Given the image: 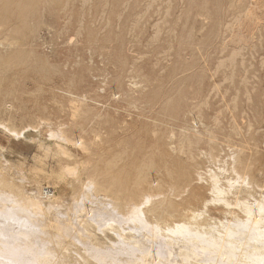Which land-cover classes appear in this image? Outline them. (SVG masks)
Wrapping results in <instances>:
<instances>
[{
	"label": "rangeland",
	"instance_id": "obj_1",
	"mask_svg": "<svg viewBox=\"0 0 264 264\" xmlns=\"http://www.w3.org/2000/svg\"><path fill=\"white\" fill-rule=\"evenodd\" d=\"M9 1L13 4L5 9L9 8L13 17L10 16L6 21L0 19V52L18 48L24 56L21 64L0 88V110L3 111V114L0 113V125L13 129L14 133H22L17 137L0 126V173L16 187L28 188L40 182L43 192L49 188L54 196H59L56 198H62L61 201L80 198V183L75 181L77 172V176L84 178L85 183L86 168L91 165L100 167L102 161L109 159L114 152L122 151L125 153V161L137 159L143 162L153 156L151 165L145 168V174L149 180L157 178L164 182L162 192L166 194H161L159 200H171L175 205L183 202V205L189 204L194 209H201L202 202L212 198L209 193L211 182L207 180L209 173L206 175L208 170L217 176L221 185L229 181L238 188L243 178L249 183L250 192L256 198L264 195V0H145L144 3L140 0L141 4L138 5L134 0H37L39 3L36 0H30L32 3L19 0L22 6L18 7L17 0H0V8L3 2ZM15 3H18L16 7ZM29 4L36 6L28 9L25 6ZM24 8L28 11L22 14ZM165 9L167 13L163 12ZM237 11L239 14H236ZM222 14L225 16L221 17ZM245 14L251 16L252 21L246 20L240 26L243 38L239 42L234 41L230 28L235 24V17L241 16L244 19ZM231 19L232 22L229 21ZM4 23L8 25L6 28ZM103 23L106 24L103 26ZM8 27L21 29L23 34L20 35L19 30L18 36L21 37L17 38V30H9ZM155 33L156 36L159 34L158 38L154 36L156 40L151 38ZM7 35L18 40L12 42L10 48L4 38ZM257 41L260 43L257 44ZM231 51L238 53L228 55ZM249 51L250 54L254 51L253 57ZM173 55H176L178 62ZM215 55H218L217 60ZM231 55L235 57L229 58ZM199 73H202V77H199ZM244 75L250 76V80ZM245 81L249 83L245 84ZM229 87L232 90L227 91ZM205 89L209 92L212 90V93L207 96L208 91ZM205 128L210 129L215 143L208 142L209 132L205 134ZM57 130L63 137L78 139L82 136L87 145H92L91 150L85 152L80 146H73L69 143L70 138H64L66 142L64 139L62 142L61 138L58 139L60 141L56 140L57 136H51V131L55 133ZM191 130L200 133L201 140L196 142L197 137L193 136V132L190 133ZM180 135L194 139L193 143L185 145L189 146L186 149L191 152L179 150L178 147L176 150L169 148ZM149 145L153 150H148ZM210 145H214L216 150H213V157L208 158ZM238 148L244 151L243 154L232 156ZM62 152H65L64 155ZM238 162H242L241 168ZM166 169L171 172V176H177L176 181L170 180L171 177L165 173ZM71 171L76 172L74 177ZM200 171L202 180L194 181L196 172ZM184 173L190 176L189 180H184ZM47 186L50 187L45 188ZM250 197V203L258 200ZM91 198L97 200L101 194L96 193ZM211 217L224 219L220 203L206 206L204 220L208 219L211 224ZM226 218L229 219V216ZM88 231L97 236L93 242L101 245L105 239L102 233L92 231L91 225ZM107 235L114 238L110 233ZM74 245L77 253L80 251L78 254L84 255V246L78 242H74ZM77 245H81L80 248ZM71 251L75 252H68L72 264L82 263Z\"/></svg>",
	"mask_w": 264,
	"mask_h": 264
},
{
	"label": "bare ground",
	"instance_id": "obj_2",
	"mask_svg": "<svg viewBox=\"0 0 264 264\" xmlns=\"http://www.w3.org/2000/svg\"><path fill=\"white\" fill-rule=\"evenodd\" d=\"M17 1H19V0H17ZM44 1H46V0H44ZM82 1H85V0H82ZM82 1H81V3H82ZM104 1H106V0H104ZM134 1H136L135 2L136 4L137 3L141 4V2L144 3L145 0H143L141 2H140V0H139V2H138V0H134ZM176 1H178V0H176ZM20 2L21 1H19V4L15 3V7H16V4H18L17 5V7H18L20 5ZM26 2H27V0H26ZM28 2L30 3L31 1L29 0ZM36 2H37V0H36ZM153 2H154V0H153ZM178 2H177V4H179ZM37 3H39V2H37ZM135 3H133V4L136 7ZM147 3H148V1H147ZM12 4L13 3L12 2L10 3V1H9V3L3 2L1 4L3 7L0 8V19H2L3 21L8 20V18L10 16L13 17V14H10V12H9V8L5 9L7 6H10ZM78 4H80L79 1H78ZM149 4H151V2ZM165 4H167V3H165ZM220 4H221V2H220ZM29 5L28 6L26 5L25 7L26 8L28 7V9H29V7L32 8V7L36 6V4H32L33 6H31V5L29 6ZM143 5H145V4H143ZM161 5H163V4H161ZM215 5H217V4H215ZM226 5H228V4H226ZM20 6H22V5H20ZM44 6H45V4H44ZM82 6H84V5H82ZM146 6H145V8H146ZM88 7H89V5H88ZM150 7L151 6H149V8ZM222 8L220 7V9H222ZM134 9L137 10L138 8H133V10ZM161 9H163V8H161ZM220 9H219V11H220ZM224 9H222V10H224ZM18 10H21V9H18ZM55 10H56V8H55ZM141 10H140V12H141ZM146 10H148V6H147ZM13 11H15V10H13ZM27 11H25V8H24V13H22V14H25V12H27ZM58 11H60V10H58ZM157 11H159V8ZM166 11H167V9H165V11H163V12H166ZM177 12H179V10ZM214 12H216V11H214ZM131 13H133V11ZM17 14L20 15L21 13L18 12ZM157 14H156V16H157ZM236 14H239L238 11ZM19 15H17V17ZM122 15L123 14H121V16ZM177 15H179V14L177 13ZM222 16H225V15L222 14L221 17ZM231 16H232V14H231ZM163 17H162V19H164ZM228 17H230V16H228ZM250 17L251 16H249V15L247 17L246 14H245L244 19H241V16L235 17V24L236 25L234 24L231 26L232 29L230 28V30H232V32H233L232 38L234 41L239 42L242 40L243 33H242V30H240L239 28L242 24L245 23L246 20L252 21L250 19ZM23 18H24V16H22V19ZM98 18H97V20L99 21L100 19H98ZM183 18H185V17H183ZM19 19L22 20L20 17H19ZM224 20H227V19H224ZM16 21H18V20H16ZM229 21L232 22V19ZM106 22H107V20H106ZM116 22H117V20H116ZM158 22H159V20H158ZM158 22H155V23H158ZM182 23H183V21H182ZM215 23H219V21L218 22L216 21ZM227 23L229 24V22H227ZM8 24H9V21H8ZM15 24L12 23V25H15ZM17 24H19V22ZM17 24L15 25V27L18 26ZM99 24L100 23L98 22V25ZM105 24L106 23H103V26ZM162 24H164V23H162ZM197 24H198V21H197ZM6 25L7 24H5L4 27ZM20 25H21V23H20ZM98 25H97V27H99ZM23 26H24V24H23ZM78 26H77V28H78ZM215 26H214V28H216ZM225 26H226V24H225ZM155 27H157V26L154 25V28ZM212 27H213V25H212ZM14 28H11V29H14ZM121 28H124V26H122ZM11 29L9 28V30H11ZM101 29H103V28H101ZM155 29L157 30V28H155ZM165 29H163L162 32H164ZM14 30H17V31H15V33L17 32L16 36H18L19 30H20V35L23 34V33H21L22 32L21 29L18 30V28H16ZM13 31H12V33H13ZM173 32H174V30H173ZM196 32H197V30H196ZM216 32L218 33V31H216ZM230 32L231 31H229L228 34H230ZM258 32H259V30H258ZM15 33H14V36H15ZM156 33H158V32H156ZM156 33L151 38L156 36ZM128 34H129V32H128ZM128 34H126V35L128 36ZM150 34H152V33H150ZM159 34H160V32H159ZM163 34H165V33H163ZM206 34H208V33H206ZM224 34H226V32ZM224 34H222V35L224 36ZM196 35H198V34H196ZM213 35H215V32L213 33ZM14 36L10 37L9 35H7L6 37H4L5 39H7L6 41L9 43V44H6V45H8V47L9 46L11 47L12 42L18 41ZM157 36H156V38L159 37V36L158 37ZM20 37L18 36L17 38H20ZM146 38H148V37L146 36ZM149 38H150V36H149ZM156 38H155V40H156ZM193 38H195V37H193ZM169 39H170V37H169ZM224 39H226V38H224ZM160 40H161V38L159 39V41ZM197 40H199L198 36H197ZM198 42L200 45V41H198ZM220 42L222 43V41H220ZM259 43L257 41V44H259ZM246 46H244V47H246ZM258 46H260V45H258ZM241 47L242 46H240V48ZM192 48L194 50V47H192ZM224 48H225V46H224ZM226 49H228V48H226ZM215 50L216 49H214V51ZM223 50H225V49H223ZM179 51H181V50H179ZM208 51H210V50H208ZM208 51H205V52H208ZM243 51H245V50H243ZM260 51L261 50H259V53H260ZM4 52H2V51L0 52V88L3 86V84L6 81H8L9 77H11V75L13 74L15 69H17V67L21 64L20 62L22 61V57L24 56L23 52L18 48L17 49H11V51L9 49H5ZM253 52L254 51H252V53H251L252 55H251L250 51H249V54L252 57L254 56ZM189 53H190V51H189ZM193 53H195V51H193ZM203 53H204V51H203ZM213 53L215 54L216 51ZM222 53H224V52L222 51ZM231 53L236 54L238 52L237 51H235V52L231 51V52H229L228 55H230ZM259 53H257V54H259ZM182 54L184 55L183 52H182ZM220 54H221V52H220ZM141 55L142 54H140V56ZM187 55H189V54H187ZM193 55H195V54H193ZM237 55H239V54H237ZM173 56L175 57L176 55H173ZM190 56H192V55H190ZM217 56L218 55L214 56L216 58V60L218 59ZM224 56H226V55H224ZM231 56L229 58L233 59V57H235L234 55H231ZM260 56H262V55H259V57ZM200 57H201V55H200ZM215 58H214V61H215ZM225 58H223V59H225ZM263 58H264V56H263ZM175 59L177 60L176 57H175ZM237 59H238V57H237ZM240 59H241V56H240ZM259 59H261V61H262V58H259ZM131 62H133V61H131ZM177 62H178V60H177ZM197 62L198 61H196V63ZM230 62L232 63V61H229V63ZM239 62L241 63L240 60H239ZM250 62L251 61H249V63ZM259 62H260V60H259ZM182 63H183V61H182ZM220 63L217 62V64H219V65H220ZM233 63H234V60H233ZM215 64H214V67L216 66ZM221 64H223V63H221ZM192 65L193 64H191V66ZM202 65L199 67H202ZM209 65H211V64H209ZM239 65H241V64H239ZM182 66H183V64H182ZM191 66H190V69H191ZM260 66L261 65L259 64V69H261ZM220 67H222V66H220ZM188 68H189V66H188ZM154 69H155V66H154ZM184 70H186V69H184ZM216 70H217V67H216ZM160 71H162V69ZM227 71H226V73H227ZM244 71H246V69ZM205 73H203V74H205ZM255 73L257 74V72H255ZM171 74L173 75V73H171ZM172 75H171V77H172ZM190 75H191V73H190ZM238 75H239V73H238ZM205 76H207V74H205ZM188 77H189V74H188ZM199 77H202V73L200 74ZM213 77H215V76H213ZM225 77H227V76L225 75ZM244 77H246V76L244 75ZM256 77H257V75H256ZM256 77H254V78L256 79ZM246 78H248L250 80V76H248ZM177 79H179V78H177ZM177 79H176V81H177ZM198 79H200V78H198ZM130 80H132V79H130ZM227 80H229V79H227ZM233 80H234V78L231 80V82ZM245 80H247V79H245ZM222 81L224 82V79ZM236 81H238V80H236ZM241 81H239V82L242 83ZM178 82H176V83H178ZM207 82H209V79ZM223 82H221L220 84H222ZM246 82L247 81H245V84L249 83V82H247V83ZM226 83H228V82H226ZM130 86H134V85L131 84ZM255 86H256V84H255ZM171 87L173 89L174 85ZM218 87H220V86H218ZM177 88H179V87H177ZM211 88L213 90L212 85H211ZM215 88H217L216 84H215ZM238 88L240 89L239 86H238ZM263 88H264V86H263ZM168 89H170V86ZM168 89H167V91H168ZM199 89H200V87H199ZM229 89L232 90V88H230V87L227 88L226 90L228 91ZM236 89H237V87H236ZM254 89H255V87H254ZM254 89H253V91H254ZM212 90H210V92ZM206 91H208V89ZM169 92H170V90H169ZM202 92H204V89L202 90ZM210 92L208 91L207 96H209ZM263 92H264V89H263ZM176 93L177 92H175L174 94H176ZM166 94H167V92H166ZM166 94H164V96H167ZM205 94H207V93L205 92ZM205 94H203V95L205 96ZM234 94H235V92H234ZM163 98H165V97H163ZM212 99H210V100H212ZM207 101H208V99H207ZM201 102H203V100ZM167 103H168V100H167ZM205 105H207V103ZM197 107H198V105H197ZM206 107H208V106H206ZM164 108H165V106H164ZM167 108H168V106H167ZM230 108H232V107H229L228 109H230ZM260 108H261V105H260ZM189 112L190 111H188V113ZM0 113L3 114V111L0 110ZM218 113H219V111H218ZM230 115H232V114H230ZM193 118H195V117H193ZM216 118H217V116H216ZM246 121H248V120H246ZM0 126L4 130H6L7 132L14 134L15 136L17 135V137L19 134L22 133V132H20L19 134L14 133L13 129H10V128H8L6 126H2V125H0ZM251 127H253V126H251ZM247 128H250V126ZM25 130H26V128H25ZM21 131H23V130H21ZM192 132H193V136L197 137L196 142L201 140L200 133L197 134L193 130H191L190 133H192ZM203 132L205 134H208V132H209V138H210V139H208L209 143H215L216 142L215 138H213V136L210 132V129L205 128ZM170 133L172 134V132H170ZM51 134H52L51 136H53L54 134L57 136L56 140L61 138L60 140L62 142H63L62 139L70 138L68 136L63 137L60 134L62 136L61 137L59 135L58 130L55 133H52V131H51ZM54 138H55V136H54ZM66 139H64V142H66ZM60 140H58V141H60ZM193 142H194V139L188 138L184 135H180L175 140L174 145L172 143V145H170L169 148L171 150H176V147H178L179 150L184 149V150H187L188 152H191V151H189V149H186V148H189V146H185V145H187V144L190 145ZM69 143L72 144L73 146H78V147L80 146L81 149H83V150L85 149V152H86V150L88 151L89 149L91 150V148H92V145L86 144V142L82 139V136H79L78 139H73L71 137L69 139ZM209 148L210 149L207 152L208 158L213 157V152H214L213 150H216L214 148V145H210ZM148 150H153L152 146L149 145ZM236 150H237V152L234 153L232 156H235V155L238 156V155L243 154V152H244L241 148H238ZM64 153L65 152H62V155H64ZM182 153H183V151H182ZM124 155H125V153H122V151H116L112 155H110L111 157L109 159L102 161V165H100V167L91 165V167L86 168L84 170L87 174V177H86L87 180L85 183H83L84 178L83 179L81 178L82 179L81 180L77 176L78 172L76 174V172L73 173L71 171L72 177H74L73 174H76L75 181L80 183V186L78 189L80 198L77 197L76 199H71L69 201L64 199L67 202H65L64 200L61 201L62 200L61 197H60L61 198L60 200H59V198H56L59 196H54V192L50 191V189L48 188L50 186L45 187V188H48V190H46L45 192H43V190H42L43 187H40V185H39L40 182H37L31 186L29 185L28 188H26V187L18 188V187H16L15 184H13L9 180H7L5 178L6 177L5 175L0 173V264H72V262H73L72 257L68 253L70 250H74L75 254L72 251H71V253L74 254V256H76L82 262L80 264H264V195H260L258 198H256L254 196V194L250 192V187L248 186L249 183L247 182L246 179L242 178L240 180L241 183H240V186H238V188L232 186V184H230V182L227 180H226L227 181L226 185H221L222 182L220 180H218V178L215 174H212V172L210 170H208V171L205 170V171H207L206 175H207V173H209L207 180L210 179V182H211L210 187H209V193L211 194L212 198L205 199L201 204V207H200L201 209H194L191 206H189V204L183 205L184 204L183 202L182 203L179 202V204L175 205L174 202H172L171 200H162V199L159 200V196L161 194H163V195L166 194V193L162 192L163 188L165 187L164 182L163 181L160 182V180H158L157 178L149 180L148 176L145 174V171H146L145 168L148 167L149 165H151V163H152L151 159L153 158V156L149 157L150 159L147 158V159H145V161L142 162V161L137 160V159H131L129 161H125L123 159L125 157ZM189 155H193V154H189ZM71 156H73V155H71ZM97 160H99V159L97 158ZM146 160H148L150 162H148ZM238 166H239V168H241L243 166L242 162H238ZM150 170H152V169H150ZM233 170H234V167H233ZM165 171H166L165 173L167 174V176L169 175L171 177L170 178L171 181H173V179H174V181H176L177 176L176 177H173V175L171 176L170 175L171 172H168L167 169ZM153 173H155V172H153ZM149 175H150V173H149ZM183 178H184V180H189L188 178H190V176H188L186 173H184ZM193 180L194 181L202 180L201 171L196 172L195 178ZM40 181L42 182L43 180H40ZM48 185H50V184H48ZM143 185L146 186V190L145 189L143 190V187H144ZM172 190H173V188H172ZM172 190H171V193H172ZM178 190H179V188H178ZM181 191H182V189H181ZM96 193L101 194V198H99L97 200H93L91 197L95 196ZM184 193L185 192H183L182 194H184ZM64 194H65V192H64ZM59 195H61V194H59ZM179 196H180V194H179ZM250 196L252 197L253 200L254 199H258V200H255L253 203H250L251 202L250 201L251 199H249ZM160 197H162V195ZM64 198H66V197H64ZM178 198L175 197V199H178ZM214 200H217V201H214ZM210 203H213V204H215V203L219 204L220 203L221 213L224 216L223 220L222 219L216 220L214 217H211L210 218V220H212L211 224H209L210 222L208 219L204 220V210H205L206 206ZM217 213H218V211H217ZM226 216H229V219H227ZM215 217H216V215H215ZM219 218H221V217H219ZM89 225H91L92 231L98 230L105 237V239L102 241L101 245L93 242V240L95 238H97V236L95 235V233L88 231ZM107 233H110V235L114 238H111L110 236H108ZM84 241H86V242H84ZM74 242H78L84 246V250H83L84 255L78 254V253H80V251L77 253V247L74 245ZM81 245H79V246L77 245V246L80 248ZM78 250H80V249H78ZM74 262H78V261H74Z\"/></svg>",
	"mask_w": 264,
	"mask_h": 264
}]
</instances>
